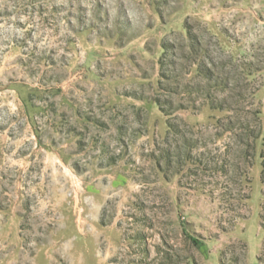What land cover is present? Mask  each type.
Instances as JSON below:
<instances>
[{
	"label": "rangeland",
	"instance_id": "374dc122",
	"mask_svg": "<svg viewBox=\"0 0 264 264\" xmlns=\"http://www.w3.org/2000/svg\"><path fill=\"white\" fill-rule=\"evenodd\" d=\"M0 264H264V0H0Z\"/></svg>",
	"mask_w": 264,
	"mask_h": 264
}]
</instances>
